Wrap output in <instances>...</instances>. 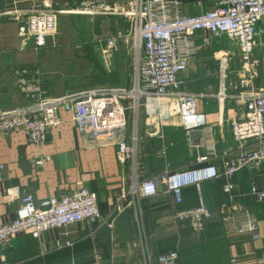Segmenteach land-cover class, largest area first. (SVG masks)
Returning a JSON list of instances; mask_svg holds the SVG:
<instances>
[{
    "label": "crops",
    "instance_id": "crops-1",
    "mask_svg": "<svg viewBox=\"0 0 264 264\" xmlns=\"http://www.w3.org/2000/svg\"><path fill=\"white\" fill-rule=\"evenodd\" d=\"M56 1L67 2L72 7L80 2ZM39 2L0 0V110L15 109L27 103L28 99L21 95L15 85V69L37 70L46 66L50 59L45 56V52L50 50V42L46 48L35 50L32 40L18 37L17 19L4 15L16 13L22 17L30 13L31 9L40 8ZM214 2L179 0L180 9L186 15L204 13L213 8ZM63 17L86 18L93 27L101 20L117 19L60 15L58 20ZM95 33L92 39L83 42L84 46L79 43L75 47L79 50L84 48L97 59L98 75L106 78L105 83L109 81V87L117 89L116 62L113 55L106 58V63L100 58L96 49L105 39L95 40ZM255 40L254 55L245 62L238 55L235 44L226 37L198 34L194 39L195 55L190 58L187 70L180 76L183 89L192 94L216 95L220 87L218 61L225 59L229 70L225 81L227 93H233L231 85L247 77L248 70L253 73L255 89L264 92V19L257 25ZM126 50L123 54L126 58L125 76L121 79L124 85L122 89L129 90L133 79V52L131 47ZM57 86V79L44 78L43 88L50 96H62L60 90L54 89ZM85 89L73 90L71 95L62 97L113 90ZM122 103L128 105L130 101L123 100ZM141 103L136 125L129 118L127 129L128 138L136 128L139 141L134 157L122 165L118 162L115 147L86 149L79 138L76 124L72 122H65L49 131L39 151L21 133L0 138L2 223L14 219L18 207L17 200L3 202L5 190L10 188H18L23 194L30 193L39 202L83 187L97 195L102 216H107L118 203L119 197L127 193L132 181L133 164H139L140 180L154 178L158 188L157 195L144 203L137 199H133L129 205L125 203V210L116 217L113 230L96 223L80 222L44 232L40 240L27 234L17 236L12 240L11 248L5 252L8 264H156V257L173 244L180 250L178 264H264V202L259 203L249 195L251 186L264 191V165L257 170L243 169L233 175L230 181L222 176L201 184L205 204L212 213L201 236L194 235L186 224L173 219L174 211L191 209L197 205L195 188L186 187L182 203L176 205L161 182L168 173L197 167L198 156L211 151V147L214 155L210 164L223 173L234 160L239 147L231 137L228 123L244 116L243 103L227 100L218 104L215 98L203 99L200 110L205 114L206 127L194 129L188 136L172 113V101L148 98L141 100ZM128 142L130 144V140ZM39 155L51 158L43 169L32 167V161ZM227 182L232 186L230 193L223 192ZM249 217L256 220L258 237H230L233 236V230L244 225Z\"/></svg>",
    "mask_w": 264,
    "mask_h": 264
},
{
    "label": "built area",
    "instance_id": "built-area-1",
    "mask_svg": "<svg viewBox=\"0 0 264 264\" xmlns=\"http://www.w3.org/2000/svg\"><path fill=\"white\" fill-rule=\"evenodd\" d=\"M39 1L40 8L31 9L30 13L22 17L16 13L4 14L17 19L18 37L32 40L35 50L46 48L50 41H54L60 15L117 18L125 22L131 35L117 33L96 44V50L106 63V58L117 52L119 44L123 41L127 44L132 36V88L89 91L76 97H53L43 88L36 70L15 69V85L28 100L21 107L0 110V138L21 133L39 151L49 131L65 122H72L76 124L79 138L86 149L115 147L118 162L122 165L134 157L139 141L136 128L127 138L126 113L131 110L135 126L142 106L141 100L156 98L172 101V113L187 136L194 129L206 127L205 114L200 110L203 99L215 98L218 104L227 100L243 103L244 116L228 123L231 137L239 147L234 160L223 173L210 164L214 155L211 147V151L198 156L197 167L168 173L161 181L176 205L182 203L184 188H195L197 205L191 209L174 211L173 219L186 224L194 235L201 236L212 218L201 193V184L222 176L230 181L233 175L243 169L257 170L264 165V92L255 89L253 73L248 70L247 77L231 85L233 93H227L225 81L229 70L225 59L218 61L220 87L216 95L186 92L180 76L187 70L190 58L195 55L194 39L200 33L226 37L235 44L241 59L248 62L256 49L257 25L264 19V0H215L212 9L199 15L184 14L179 0H79L74 7L56 0ZM122 100H129L130 103L124 105ZM49 160L48 156L39 155L32 161V167L43 169ZM133 165L132 181L127 193L119 197L118 203L107 216L99 212L97 195L83 187L39 202L30 193L23 194L18 188L5 190L3 202L17 200L18 207L14 219L4 223L0 221V264H8L5 252L19 235L27 234L40 240L44 232L80 222L96 223L113 230L116 217L133 199L140 201L158 192L156 180H140L139 164ZM231 189L230 182L223 186L224 193H230ZM249 195L259 203L264 202V191L256 186L250 187ZM234 236L256 239V220L249 217L244 225L233 230V236L230 237ZM179 253L176 247L173 251L158 255L156 264H178Z\"/></svg>",
    "mask_w": 264,
    "mask_h": 264
},
{
    "label": "rangeland",
    "instance_id": "rangeland-1",
    "mask_svg": "<svg viewBox=\"0 0 264 264\" xmlns=\"http://www.w3.org/2000/svg\"><path fill=\"white\" fill-rule=\"evenodd\" d=\"M61 19L62 20L59 19L60 21L58 20L57 22L54 41H50V50L45 52V56L50 58L49 61L46 62V66H43V68H36L42 86L45 77L55 78L58 81V86L54 89L60 90L62 96L71 95V91L82 88H87L85 89L86 91H88V89L103 90L115 88L109 87L107 84L109 81L105 83L106 78L98 75L99 69L97 59L95 60V58L90 56V53L84 48H80L79 50L75 46L79 43L84 46L83 42L92 39L91 36L93 32H96L95 37H93L95 40L106 39L117 33H129L131 35L128 25L119 19L106 20V22L105 20H101L98 22V25H94V27L92 24H89L86 18L71 19L63 17ZM112 23H114V26ZM131 43L132 36H130V40H128L127 44H125L124 41L121 42L117 52L112 54L117 65L116 80L119 82L116 86L117 89H122V87H124L121 77L125 76L126 58L123 54L127 51V47H131ZM110 59L112 58L110 57ZM236 70L238 72V66H236ZM128 71H131V68H128ZM126 116L128 121L129 118L130 121L133 118L131 111L127 112ZM58 132L62 133L61 131Z\"/></svg>",
    "mask_w": 264,
    "mask_h": 264
},
{
    "label": "trees",
    "instance_id": "trees-1",
    "mask_svg": "<svg viewBox=\"0 0 264 264\" xmlns=\"http://www.w3.org/2000/svg\"><path fill=\"white\" fill-rule=\"evenodd\" d=\"M184 189H185V188H184ZM184 189L182 190V193H181L182 201H183V193H184V191H185ZM153 197H154V196H153ZM153 197L141 199L140 202H141V203H144V202H146L147 200H149V199H151V198H153ZM186 210H187V209H186ZM179 211H181V210H179ZM175 248H176V245H175V244L170 245L168 248H166V250H164L163 252H161V254H165V253H167V252L173 251V250H175Z\"/></svg>",
    "mask_w": 264,
    "mask_h": 264
}]
</instances>
